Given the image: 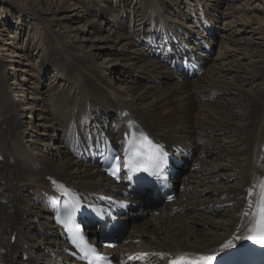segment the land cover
<instances>
[{"label":"bare ground","instance_id":"6f19581e","mask_svg":"<svg viewBox=\"0 0 264 264\" xmlns=\"http://www.w3.org/2000/svg\"><path fill=\"white\" fill-rule=\"evenodd\" d=\"M10 2L18 20L32 15L43 21L48 38L37 73H31L32 57L21 67L18 47L1 49L2 57L10 50L16 60L0 59V264H55L56 256L68 262L62 251L66 243L48 214L46 199L56 193L47 178L84 193L111 190L110 178L78 159L68 141L84 151L102 136L119 145L124 132H143L170 149L194 154L192 162L181 155L186 164L178 176L185 191L177 202L160 205V216L151 220L134 221L126 238L130 242L118 252L222 254L243 241L254 226L251 215L243 213L251 212L249 201L254 205L259 199L264 180V0ZM105 19L112 27L95 37ZM204 20L215 28L213 37L201 29ZM193 32L208 38L213 49L219 43L218 54L202 53L207 58L202 76L175 81L174 71L154 57L153 48L162 52L166 39L194 40ZM53 44L60 49L46 55ZM112 52L119 53L118 60L108 55ZM15 61L14 83L8 84L6 62ZM49 69L60 78L57 84L49 79L48 88L43 81ZM115 73L118 82L112 78ZM193 165L199 168L192 170ZM135 201L145 213L158 206ZM175 207L181 211L174 214Z\"/></svg>","mask_w":264,"mask_h":264},{"label":"rangeland","instance_id":"374dc122","mask_svg":"<svg viewBox=\"0 0 264 264\" xmlns=\"http://www.w3.org/2000/svg\"><path fill=\"white\" fill-rule=\"evenodd\" d=\"M10 1L12 2H21V3H27L29 0H0V33H3V36L0 37V59H1V55H2V52H5V51H2V47L3 46H6L7 48H10L12 50L13 47H18L17 49L19 50L20 52V55L22 54V57L19 59H17V61H21V67H23L24 65L28 64L29 61L27 60L28 57H32V63L34 65V71H32L31 73H37L36 71L38 70V65H39V62H40V57L41 54H43L42 52L45 49L46 47V42H45V39L47 37V34H46V27H43L45 26L43 21L37 19L36 17H33L32 15H30L29 17L26 16V15H23L21 16V19L22 20H18V14L16 12L17 8L14 6V4H12ZM49 1H52V0H47L48 3L44 4V6H50L51 2ZM262 1V0H261ZM110 2H113V0H110ZM259 2V1H258ZM83 8V7H82ZM85 9V8H83ZM131 10L133 11L134 8H131ZM186 10V8L184 9ZM136 12L133 11L132 13V17H134V20L137 19L136 15H135ZM50 18H53L52 16H49ZM105 21H107L108 23V26L107 24H105ZM105 21H103V27L104 29L102 30H99L95 35V37H99V36H102L105 32V30L107 29H110L112 27V25H110V22L105 19ZM51 22V21H50ZM71 26L73 25V23H70ZM69 24V25H70ZM76 24V23H74ZM20 27V28H19ZM220 27H222V24L220 25ZM4 28V29H3ZM7 28V29H6ZM6 29V30H5ZM29 29V30H28ZM40 29V30H39ZM57 29H59V27H57ZM5 30V31H4ZM219 30V29H218ZM221 31H223L221 29ZM221 31H219V33H221ZM11 34L13 35V37H11ZM85 36H82V38H84ZM48 38V37H47ZM3 41H2V40ZM9 42H11V44H9ZM6 44V45H5ZM91 44L90 41H86L85 45L88 46L87 48H89V45ZM25 45V46H24ZM40 47V48H39ZM219 47H220V44L218 43V46H216L214 48V57L217 56L218 54V50H219ZM32 50H31V49ZM52 48V51L49 52V54H46V55H51L53 53H55L53 51V48L55 51H57V49H60V47H58L57 44H53L51 46ZM15 50V48H13ZM25 49V50H23ZM42 50V52H41ZM27 51V52H26ZM10 53V54H9ZM234 53V52H233ZM6 54H9L8 56L7 55H4V57L2 58H5L8 59V60H16L15 57H12L13 53L10 52V50H8L6 52ZM18 54V53H17ZM109 56H111L113 59L115 60H118L119 59V53L117 52H112V53H108ZM108 57L107 55L106 56H103L101 58V60H99L100 62L104 61V58ZM133 59H129L128 62H131ZM218 62H222V60H218ZM12 63L14 64H18L15 62H6V74L8 75V79H7V83L11 84V83H14V74H13V70L11 69L12 68ZM219 65H222V64H219ZM118 68L121 67V64H120V61H118V64H117ZM20 66H18V70L19 69H22ZM24 68V67H23ZM30 69V68H28ZM39 73V72H38ZM52 73V69H49V71L45 74V78H44V85L43 86H47L48 88L50 87V82H49V79H51V81H53L55 84H57L59 82V78H57V75L55 74H51ZM18 74L21 75L22 74V71H18ZM6 75V76H7ZM38 75V74H37ZM29 76V75H28ZM21 77V76H20ZM119 77V74L118 73H115L112 75V78L114 80H116L117 82L119 81L117 78ZM30 78V76H29ZM215 78V76L213 77ZM131 81L134 79V78H130ZM129 79V80H130ZM177 79V78H176ZM46 80V81H45ZM122 81V80H120ZM176 81V80H175ZM19 82V81H18ZM180 82V81H179ZM21 85L23 86V84L25 82L21 81L20 82ZM145 84V83H144ZM126 84H123V86H125ZM135 83L132 85L134 86ZM14 90H16V87L14 85ZM19 91V89H17ZM16 90V91H17ZM15 91V93L17 94V92ZM45 93V90L43 91ZM43 93V95H45ZM14 94V99H17V95ZM27 96V95H26ZM30 95H28L29 97ZM12 97V98H13ZM46 97V95L44 96ZM27 98V97H26ZM22 103H23V100H21ZM21 103V102H19ZM23 106V105H22ZM25 107V105H24ZM165 107V106H164ZM166 108V107H165ZM166 110V109H165ZM146 116V115H145ZM35 117V116H34ZM37 117V122H39L38 120V115H36ZM147 118V116H146ZM144 118V119H146ZM32 136L28 133L26 134V138L27 139H30ZM60 139H61V135H60ZM52 145H53V142H51ZM60 156V155H59ZM251 185H249L250 187ZM248 187V188H249ZM246 201V200H245ZM3 202V201H2ZM8 202V201H7ZM5 203V202H4ZM207 216H211V214H206ZM143 219L145 220H151V218H153V213L149 212L147 213V217H142ZM132 224V223H131ZM174 230V229H173ZM50 239V238H49ZM206 253V252H205Z\"/></svg>","mask_w":264,"mask_h":264},{"label":"snow or ice","instance_id":"6c2138e0","mask_svg":"<svg viewBox=\"0 0 264 264\" xmlns=\"http://www.w3.org/2000/svg\"><path fill=\"white\" fill-rule=\"evenodd\" d=\"M129 147L126 151V155L128 153H132V157L128 159L126 163V167L134 168L138 165H141L145 160L149 164V168H151L152 175H160L161 169L165 163L166 153L163 152L162 146L154 144L143 132L138 134V138L136 134L132 135V138L128 141ZM147 150V155H145L144 151ZM149 168H145V171H149ZM55 184V182H53ZM260 196L259 199L253 205V202L249 201V206L252 209L251 212L243 213L244 216L251 215L254 226L249 227L248 232L250 235L247 237L252 240L254 243L264 246V180L259 182ZM252 189H249V195H252ZM65 219L59 220L58 222L67 225L68 220L71 218V212L68 209L64 210ZM239 238V237H237ZM72 243L80 248L83 255L81 259L87 260L88 264H96L95 258L89 259L90 253H93L94 250L90 245H87L84 242L83 236L79 232L78 226H76V230L72 236ZM231 243L230 241L228 242ZM227 246V245H225ZM149 255H157L163 258L165 254L163 253H141L139 254L140 258H146ZM173 258L170 260L169 264H213L216 260L215 254H187V253H177L172 254Z\"/></svg>","mask_w":264,"mask_h":264},{"label":"water","instance_id":"95a60500","mask_svg":"<svg viewBox=\"0 0 264 264\" xmlns=\"http://www.w3.org/2000/svg\"><path fill=\"white\" fill-rule=\"evenodd\" d=\"M226 239H224L220 245V247L225 243Z\"/></svg>","mask_w":264,"mask_h":264}]
</instances>
